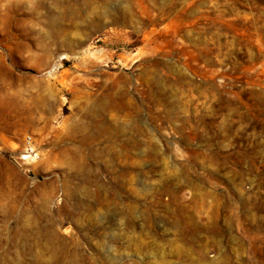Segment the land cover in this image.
<instances>
[{"label":"rangeland","instance_id":"374dc122","mask_svg":"<svg viewBox=\"0 0 264 264\" xmlns=\"http://www.w3.org/2000/svg\"><path fill=\"white\" fill-rule=\"evenodd\" d=\"M0 264H264V0H0Z\"/></svg>","mask_w":264,"mask_h":264},{"label":"bare ground","instance_id":"6f19581e","mask_svg":"<svg viewBox=\"0 0 264 264\" xmlns=\"http://www.w3.org/2000/svg\"><path fill=\"white\" fill-rule=\"evenodd\" d=\"M70 9V8H68ZM66 7L62 10L63 14L67 13L69 10H68ZM71 10V9H70ZM104 11L108 12L109 9H105ZM97 22V21H96ZM63 57V56H62Z\"/></svg>","mask_w":264,"mask_h":264}]
</instances>
